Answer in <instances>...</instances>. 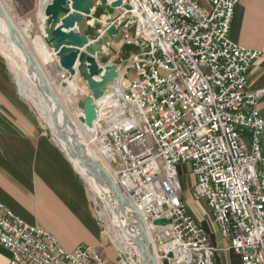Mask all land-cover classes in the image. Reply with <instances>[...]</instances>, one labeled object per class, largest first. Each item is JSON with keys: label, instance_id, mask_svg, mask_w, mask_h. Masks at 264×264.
Returning <instances> with one entry per match:
<instances>
[{"label": "built area", "instance_id": "1", "mask_svg": "<svg viewBox=\"0 0 264 264\" xmlns=\"http://www.w3.org/2000/svg\"><path fill=\"white\" fill-rule=\"evenodd\" d=\"M207 2L124 0L113 9L109 24H129L121 44L138 49L117 67L122 78L135 76L104 94L92 141L132 233L151 236L156 264H217L218 249L183 199L186 171L190 200L205 202L223 250L240 264H264V93L246 91L261 53L229 39L239 0ZM60 71L62 82L68 74ZM162 219L169 223L155 225ZM0 245L8 264H109L94 248L64 250L1 202ZM114 249L116 264H127Z\"/></svg>", "mask_w": 264, "mask_h": 264}, {"label": "crops", "instance_id": "2", "mask_svg": "<svg viewBox=\"0 0 264 264\" xmlns=\"http://www.w3.org/2000/svg\"><path fill=\"white\" fill-rule=\"evenodd\" d=\"M193 1L209 8L207 0ZM98 12L99 9L95 17L102 16ZM229 39L261 53L249 71L246 91L264 93V0H239ZM131 52L129 46L113 43L107 47L104 61L119 66L124 62L120 59L128 58ZM53 65L55 80L61 85L63 81L57 80L61 71L56 63ZM79 81L73 79L74 84ZM258 111L264 117V97L258 103ZM89 192L18 92L0 52V202L26 224L51 234L64 250L94 248L107 263L116 264L118 255L104 236L105 229L93 211ZM186 202L196 218V212L201 216V202ZM209 218L212 219L210 214ZM208 229L211 242L218 249L216 263L240 264L235 254L223 250L226 242L212 222ZM8 258V252L0 245V264H8Z\"/></svg>", "mask_w": 264, "mask_h": 264}, {"label": "water", "instance_id": "3", "mask_svg": "<svg viewBox=\"0 0 264 264\" xmlns=\"http://www.w3.org/2000/svg\"><path fill=\"white\" fill-rule=\"evenodd\" d=\"M124 0H49L43 10L41 32L46 46L55 53L60 70L68 74L62 87H75L73 79L85 83L88 93L78 101V119L92 131L97 120L96 101L111 89L120 76L118 67L105 63L107 47L120 41L122 30L129 27L128 21L109 24L103 16L95 17L100 7L117 9ZM93 175L97 174L91 170ZM110 196L117 205V194L113 180L109 186ZM168 220L155 221V225H166ZM129 225H127L128 227ZM129 232L132 233L130 226ZM132 246L137 249L141 264H156L150 244L138 236H131ZM172 259V255H168ZM163 264H168L164 262Z\"/></svg>", "mask_w": 264, "mask_h": 264}, {"label": "bare ground", "instance_id": "4", "mask_svg": "<svg viewBox=\"0 0 264 264\" xmlns=\"http://www.w3.org/2000/svg\"><path fill=\"white\" fill-rule=\"evenodd\" d=\"M0 17L1 52L5 53V55L11 60L13 67L17 69V74L21 75L20 77L23 80H26V77H28L29 81L32 83L34 90L32 91V94L34 92H38L43 97V99L41 100L42 102H49L45 108L48 117H46L44 114L43 115L45 116L44 118L47 120L52 130V135L54 136L56 142L61 146L67 158L72 162L76 171L90 186L95 198H98L103 203L104 213L102 214H109L111 223L110 225L117 230L116 237H114L116 248L120 249L121 252L127 255L130 264H137V259L132 257L131 251L129 249V247H133L130 241L132 238L131 236L134 234L129 232L128 230L129 226L127 227L128 221L126 220L125 212L123 209H119V212L117 213L116 211L118 210L115 206L116 203L114 204L110 200L109 186L111 184V174L109 172V169L102 158L98 155L96 148H90L91 145H94L92 141L93 130L90 131L85 126H83L80 123L77 115L69 113V111L67 110V112L65 111V113L67 114L64 115L57 104V100L53 97L49 89V86H52V84L39 62L41 61L42 63H44L45 61H56L55 53L53 51L51 52V50L46 46L45 42L40 41L39 39L36 41V47L34 46L35 49L37 48V53L35 54L31 51L29 52L31 53L32 57L34 56V58L31 57V59H33L34 61H32L29 55L24 51L20 52L18 50L17 52H15L16 50H14V48L17 47L15 39L11 32L6 30L3 25L6 24L7 27L10 28V24H12L18 32L22 33L28 38H30V34L25 28H19L12 18L6 17V15L1 11ZM42 20H44V18ZM20 47L24 48L25 46L21 44ZM14 52L15 56L13 57ZM22 63H24L23 66H21ZM121 80L122 76L120 73V76L115 81L114 88H116V86L120 84ZM19 83L21 85L22 82ZM124 84H126V82H124L123 85ZM57 88L62 94L74 93V87L71 88L69 86H60ZM103 99L104 97L96 101L95 104L96 106H98V108H100L99 105L103 102ZM91 170H94V172H97V174L93 175V173H91ZM118 201L120 203L119 199ZM119 206L122 207L121 203ZM137 230L140 231L139 235L137 236L140 239H143L140 237L142 235L145 241H147L151 246V236L147 232L143 231L142 228ZM119 239H121V241ZM151 247L152 252H154L153 246ZM139 259L140 258H138V261Z\"/></svg>", "mask_w": 264, "mask_h": 264}, {"label": "rangeland", "instance_id": "5", "mask_svg": "<svg viewBox=\"0 0 264 264\" xmlns=\"http://www.w3.org/2000/svg\"><path fill=\"white\" fill-rule=\"evenodd\" d=\"M48 3H49V0H0V11L3 14H5L6 17L12 18L15 21V24L19 28H25L27 30V32L30 34V38H28V37L24 36L22 33L18 32L12 24H10V28H8L6 24L3 25L6 28V30L11 32V34L13 35V37L15 39L16 45L18 47V48L17 47L14 48V50H16L15 52H17L18 50L20 52L24 51L25 53H27L29 55V57L31 59L32 56H31V53H29V52L31 51L32 53H35V54L37 53V50H36L37 48L35 49V47L37 45L36 41L39 39L40 41L45 42L44 37H43L42 32H41V29H40V26H41V19L44 18L43 17V10H44L46 4H48ZM113 11H114L113 9H110V8L107 9L106 7H100L99 8V12L102 14L103 18L108 23H111L112 20H114L115 18L118 17V14L113 12ZM99 12H98V14H99ZM0 19H1V17H0ZM21 44L25 47L24 48L20 47ZM129 49L134 51V52L138 50L137 48L132 47V46L129 47ZM0 52H1V49H0ZM15 52L13 53V57L15 56ZM1 53L7 62V66L9 69L10 76L12 77L18 92L27 100V102L32 107L36 117L41 122V125L43 126V128L46 130L48 135L56 142L54 136L52 135V130H51L47 120L44 118L45 116L48 117V114H47L45 108L49 102H47V101L42 102L41 100L43 99V97L38 92H34L32 94V91H34V90H33L32 83L29 81L28 77H26V80H23L20 77L21 75L17 74V69H15L13 67L11 60L5 55V53H3V52H1ZM32 58H34V56ZM126 58L127 57L121 58L120 62H122V61L125 62V60H127ZM31 60L34 61L33 59H31ZM39 63L41 64L42 69L45 71L49 81L52 84V86H49V89H50L53 97L57 100V104H58L60 110L64 113V115L67 114V113H65L66 110L69 111V113H73V114L77 115V113H78L77 103L79 100H81L88 93V89H87L85 83L82 81H79V84L75 83L74 93L62 94L57 88V87H60V84H58V82L55 80V70H54L53 64L54 63L57 64V62L56 61H51V62L45 61L44 63H42L40 61ZM23 64L24 63H22L21 66H23ZM127 76L130 79H132L135 76V74L133 72L125 73L120 84H123L124 82H126ZM19 82H22L21 85ZM56 144L61 148V146L57 142H56ZM93 146L91 145L90 148H95ZM80 177H81V175H80ZM81 179L85 183V186L88 189V191H90L89 194L91 195L90 197H92L91 198V204L93 207V211L96 214L97 219L102 222V225H103L104 229L107 231V233L109 234V238L111 239L112 242L109 239H107V241L109 242V244H111V246L113 245L114 248H116L115 243H114V237H116V231L117 230H116V228H114L113 226L110 225L111 223H110L109 214H107V213L102 214V213H104L103 203L98 198H95L94 194L92 193L90 186L86 183V181H84V179L82 177H81ZM180 181H181L182 188H183V194H182L183 199L185 201H187L190 199V197H189L190 188L192 186L193 179L189 175L188 171H186V172H182V174L180 176ZM199 211L201 213V216H200V214H198L196 212L199 223L205 229V231L207 233H209L208 226L211 225L212 221L209 218V212H208L206 205L204 204V201H201V206H200ZM119 240L121 241V239H119ZM113 246H112V248H113ZM118 250H120V249H118ZM126 257H127V255H126ZM127 264H130L128 257H127Z\"/></svg>", "mask_w": 264, "mask_h": 264}]
</instances>
